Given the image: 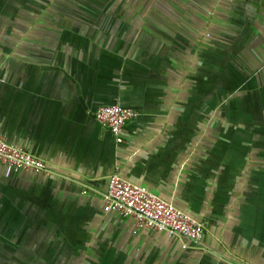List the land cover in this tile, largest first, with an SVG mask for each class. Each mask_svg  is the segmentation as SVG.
I'll return each mask as SVG.
<instances>
[{"label":"crops","instance_id":"1","mask_svg":"<svg viewBox=\"0 0 264 264\" xmlns=\"http://www.w3.org/2000/svg\"><path fill=\"white\" fill-rule=\"evenodd\" d=\"M0 134L45 164H0V264H264V0H0ZM116 167L202 239L105 212Z\"/></svg>","mask_w":264,"mask_h":264},{"label":"built area","instance_id":"2","mask_svg":"<svg viewBox=\"0 0 264 264\" xmlns=\"http://www.w3.org/2000/svg\"><path fill=\"white\" fill-rule=\"evenodd\" d=\"M135 117L137 114L134 111L118 104L100 107L94 113L96 121L109 129L117 143L122 142L120 134L124 125ZM0 164L34 173L45 169L41 159L8 143L1 134ZM103 210L114 211L124 218H132L139 228L180 239L182 250L188 249L189 243H198L204 233V225L201 222L141 186L124 180L118 167L109 178Z\"/></svg>","mask_w":264,"mask_h":264},{"label":"rangeland","instance_id":"3","mask_svg":"<svg viewBox=\"0 0 264 264\" xmlns=\"http://www.w3.org/2000/svg\"><path fill=\"white\" fill-rule=\"evenodd\" d=\"M82 1H85V0H82ZM68 4H70V2H68ZM82 4H85V3H82ZM70 6H72V4ZM70 6L67 5V8H71ZM13 261H14V259H13ZM8 262H11V260H8Z\"/></svg>","mask_w":264,"mask_h":264}]
</instances>
